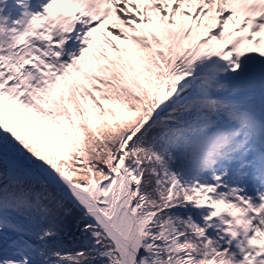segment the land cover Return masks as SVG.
I'll return each instance as SVG.
<instances>
[{"label": "snow or ice", "instance_id": "snow-or-ice-1", "mask_svg": "<svg viewBox=\"0 0 264 264\" xmlns=\"http://www.w3.org/2000/svg\"><path fill=\"white\" fill-rule=\"evenodd\" d=\"M0 264H264V0H0Z\"/></svg>", "mask_w": 264, "mask_h": 264}, {"label": "rangeland", "instance_id": "rangeland-1", "mask_svg": "<svg viewBox=\"0 0 264 264\" xmlns=\"http://www.w3.org/2000/svg\"><path fill=\"white\" fill-rule=\"evenodd\" d=\"M68 8H71V5L67 6Z\"/></svg>", "mask_w": 264, "mask_h": 264}]
</instances>
